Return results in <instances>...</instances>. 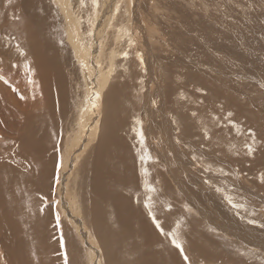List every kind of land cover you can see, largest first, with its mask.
Listing matches in <instances>:
<instances>
[{
  "label": "bare ground",
  "instance_id": "bare-ground-1",
  "mask_svg": "<svg viewBox=\"0 0 264 264\" xmlns=\"http://www.w3.org/2000/svg\"><path fill=\"white\" fill-rule=\"evenodd\" d=\"M128 2L0 0V264H264L259 200L242 199L236 228L194 197L181 205L192 195L175 173L223 207L240 200L206 186L207 162L190 159L196 150L206 157L211 139L225 133L216 127L227 125L206 118L191 85L180 90L170 80L159 88L158 127L145 126L156 75L132 47L139 37L146 45L148 31L138 28L147 15V23L134 21ZM260 114L245 119L264 135ZM154 132L157 145L148 139ZM150 155L159 164H146Z\"/></svg>",
  "mask_w": 264,
  "mask_h": 264
},
{
  "label": "rangeland",
  "instance_id": "rangeland-1",
  "mask_svg": "<svg viewBox=\"0 0 264 264\" xmlns=\"http://www.w3.org/2000/svg\"><path fill=\"white\" fill-rule=\"evenodd\" d=\"M128 3H134L131 5L132 10L130 9L134 21L137 18V20L142 19L141 21L147 23V20H144L145 14L147 15L148 25L144 24L146 28L142 26L138 28L141 31L146 29L150 32H146V45L140 44L142 39L139 37L137 39L138 43L136 42L138 51L133 46L135 44H132V47L141 57V62L149 67L151 71L154 70V75H156L153 76L155 88L151 85V89L149 88L150 90L146 92V100H148L146 101L147 104L143 106L145 110L143 113L147 117V125L145 126H152V130H156L158 127L159 115L157 110L163 104V101H161L163 97L159 96V94L161 95V89L159 88L167 85L166 89H168V83H171L170 80H173L180 90L185 86L188 89L191 85L190 88L194 89L195 93L189 89L190 92L197 94L198 96H196L202 102V105H206L207 113L210 112V115L206 114V118L209 119L215 115V118L227 125L226 130L224 126V131L221 126L216 127L217 133L219 132L220 135L222 132L225 133L223 138H214L218 143L213 138L211 139V142L207 145L208 153L206 157L196 150L191 154L190 159L196 164H198V161L199 164L202 161L207 162L208 180L210 181L206 186H210L211 189H214L213 186L215 187V185L220 186L219 192L224 191L229 197L239 198L240 200H236L234 197V200H232L234 203L237 202L235 203L237 207H233L232 201L229 203V200L225 201L223 207V204L216 203V198L210 199L208 193L201 194V190L195 185L193 186L195 181L192 183L179 173H175V178L181 182L183 193L192 195V197H188L185 194L184 201L179 202L181 205H185V203L191 205L189 203L194 197V200H197L196 202L202 201L206 209L211 207L215 210L220 219L226 221L227 217V220H231V223L226 221V223H229L226 225L227 227L236 228L238 225L233 224L234 221L237 217H244L239 211L245 204L242 202L243 198L253 202L259 200L258 203L264 204V192L261 191L264 190V135L258 133L257 130L250 129L246 123L248 119H245V115L246 117L253 116L257 118V115L262 117L260 113H264V106L257 107V103L253 99L256 96L259 102L263 101L264 103V99L260 97H264V81H261V79L264 80V0H129ZM142 11L143 13L140 14L139 12ZM134 29L136 32L137 28L134 27ZM138 36H140L139 33ZM153 63L156 66H153ZM139 75H141L140 72ZM161 77L167 78V83L164 78L159 86L157 81ZM244 81L246 82L244 83ZM244 86L251 90L248 89V91ZM200 87L201 89H199ZM195 90H198V92ZM149 91L150 93H148ZM204 94L205 96H203ZM151 95H154L153 97L157 99H154ZM149 98L152 101L156 100L153 105ZM212 112H218V114H212ZM213 127L215 128V125ZM261 131L264 133V130ZM217 138H220V140H217ZM148 139L151 144L156 143L157 145L158 137L155 132L151 133ZM196 140L198 139L193 138L188 143L193 144ZM248 146L252 148L251 154L248 153ZM181 149L186 152L182 146ZM164 153L167 152L164 151ZM141 157V160H143V155ZM149 160L159 164V159H153L151 155L146 156L144 161L146 164H150ZM185 160L189 161L187 153ZM203 168L207 171L205 167ZM55 174L53 184H51V195L56 192L54 190L57 184ZM166 183L168 185L166 188L172 190L173 184L169 180H166ZM248 183L251 184V187L254 186L253 188L257 192L251 191L250 187L245 188ZM162 193L163 191H161ZM51 195H48L50 201H52ZM241 203H243V206L240 205ZM51 204H54L53 201ZM255 219L253 223L257 226L251 224L253 228L254 226L257 228L261 223L257 218ZM261 231H264V227ZM261 233L264 238V232ZM84 251L85 248L80 247L82 260L85 259ZM94 254L98 256L96 251Z\"/></svg>",
  "mask_w": 264,
  "mask_h": 264
},
{
  "label": "snow or ice",
  "instance_id": "snow-or-ice-1",
  "mask_svg": "<svg viewBox=\"0 0 264 264\" xmlns=\"http://www.w3.org/2000/svg\"><path fill=\"white\" fill-rule=\"evenodd\" d=\"M251 152H252V148H251L250 146H248V153L251 154ZM149 190L152 191V189H149ZM229 203H231V201H229ZM145 206L147 207V204H146ZM232 206H233V207H237V205H235V204H233ZM149 214L151 215V212H150ZM153 222L155 223L156 228H157L158 230L161 231V234H162V235L165 234V233L163 232V229L161 228V225H160L159 223L156 222L155 218H153ZM249 222L252 223V221H249ZM172 242H173V244H174V246H175L176 248H178V249L181 248V245H180L179 243H177V241H176L174 235H173V238H172ZM185 260L187 261V257H185Z\"/></svg>",
  "mask_w": 264,
  "mask_h": 264
}]
</instances>
